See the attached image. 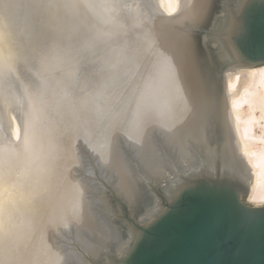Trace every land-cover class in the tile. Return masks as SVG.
Here are the masks:
<instances>
[{"label": "bare ground", "instance_id": "obj_1", "mask_svg": "<svg viewBox=\"0 0 264 264\" xmlns=\"http://www.w3.org/2000/svg\"><path fill=\"white\" fill-rule=\"evenodd\" d=\"M47 1V12L60 20L62 10L73 15L64 29L63 49L53 52L56 57L68 54L75 67L86 69L103 50L82 53L78 40L86 49L111 48L117 41L115 60L120 59L119 42L126 43L130 119L98 120L101 135L129 140L131 157L111 148L97 153L105 179L129 204L138 206L142 198L140 180L166 194L177 183L170 202L179 184L211 171L247 181L248 203L264 206V65L225 70L221 91L213 92L193 38L210 0ZM35 2L0 0V264H92L78 244L95 259L108 247L120 258L130 243L110 217L103 184L93 181L87 189L76 178V155L65 141L72 135L71 123L53 119L39 98L48 76L36 88H26L16 77L23 28L17 36L21 16L15 11ZM52 59L47 58L56 68L65 66ZM87 195L100 220L89 212ZM155 208L149 206L142 217L160 215L163 206Z\"/></svg>", "mask_w": 264, "mask_h": 264}, {"label": "water", "instance_id": "obj_2", "mask_svg": "<svg viewBox=\"0 0 264 264\" xmlns=\"http://www.w3.org/2000/svg\"><path fill=\"white\" fill-rule=\"evenodd\" d=\"M215 5L216 0L209 1L206 19L193 34L199 58L208 65V61L200 55L199 40L196 37L198 29L207 27L212 32L213 41L228 59L224 70L234 73L263 66L264 0H223L218 5L219 13L223 14L217 15L211 22L216 13ZM160 13L167 17L174 16L164 10ZM210 69L213 76L217 77ZM60 119H74V116L68 110H62ZM121 119L128 120L130 116L126 114ZM97 128V133H100L102 126ZM87 129L76 126L69 132L72 133L71 137L65 139L71 143L76 155L73 164L75 176L87 189L93 179L97 183L101 182L117 205H111L110 217L122 230V238L134 234L129 249L124 250L122 257L119 258L115 248L108 247L104 255L111 263L264 264V206L255 207L244 201L250 193L247 181L218 172L195 173L178 185L180 187L170 202L163 189L155 190L154 195L160 198L157 203L163 206V211L153 218H143L148 207L156 203L148 200L150 192L145 181H139L142 198L138 206H132L105 179L98 153L91 155L85 142L79 139ZM106 138L98 135L95 139L98 151L111 148L122 157H131V143L127 138L109 137L108 140H114L111 147L105 144L102 147L101 140ZM90 173L94 175L90 176ZM87 196L89 201L92 199L89 212H92L94 219L100 220L102 215L96 212L93 198ZM123 214L126 215L128 227L123 224ZM124 229H129L130 234L126 235ZM60 230H63L62 227ZM71 230L75 231V228L70 226ZM78 247L92 264H105V258L90 257L81 245L78 244Z\"/></svg>", "mask_w": 264, "mask_h": 264}, {"label": "rangeland", "instance_id": "obj_3", "mask_svg": "<svg viewBox=\"0 0 264 264\" xmlns=\"http://www.w3.org/2000/svg\"><path fill=\"white\" fill-rule=\"evenodd\" d=\"M222 1L216 0V13L213 15L211 22L217 15L223 14L218 11V5H221ZM148 2L147 5L153 7ZM50 4L47 0H37V2L30 6L23 7L20 11H15L16 14L19 13V16H21V18L18 17L20 21L17 23V36L21 33L20 28H23V34L18 36L19 40H17L18 44L16 46L19 58V68L17 69L16 77L21 83L26 85V88H36L39 82L41 80L44 81V78L48 76L46 85L44 86L45 90L42 91L43 94L39 95V98L46 105L47 112L53 119H60L62 110H68L69 113H73L74 119L64 120L70 122L71 124L69 125L72 128L76 126L88 128L87 132L85 131L84 134L80 135L79 139L85 142L88 151L91 152V155L95 156L94 152H98L95 139H97L98 135L105 138L108 136L107 134L101 135L103 133L102 130L100 133H97V127L101 124L99 120L120 119L126 114L130 116L128 111H130L131 106V98L129 97L131 87L129 85L132 79L128 74L129 65L124 61V58L127 59L124 56L126 43L119 42L120 59L115 60V57H117V41L113 42L111 48L104 49L101 47L103 45H94L93 49H86L83 42L78 40L77 48L82 53H89L93 50L99 51V49L103 50L101 56L94 59L95 61L89 64L86 69H81L78 66L75 67L69 59L68 54L63 57L59 55V61L53 60L52 57L58 58L53 52L58 48L63 49L62 44L64 43L62 38L64 29L73 15L70 16L68 11L62 10V18L60 20V17L47 12L46 8ZM121 11L123 13L122 6ZM211 34L212 32L205 27L197 30L196 37L199 40L200 55L204 60L208 61V65L206 63L203 64L209 84L213 92L218 94L221 91L220 78L225 74L224 68L228 64V59L217 46L216 42L213 41V37H211L213 35ZM109 52L111 55L109 58H106L104 55H107ZM47 58L52 59L53 63L61 61L65 66L58 69L55 65L50 64ZM209 66L217 77L213 76ZM58 72L64 75L59 77L57 76ZM85 120L86 122H84ZM103 141H105V145H108V142L110 143L108 139H103ZM92 174L90 173V176ZM176 186L177 183L172 185L171 191L167 192L168 197L176 189ZM149 191L151 193L148 200L156 202L154 205H150V208L156 207L155 209H157V207L161 206L160 203H157L160 202V198L154 195L155 193L150 188L148 189ZM104 194L110 206H117L108 191L104 190ZM248 196H245L244 201L250 205L248 203ZM123 220V224L128 227L129 223L126 220L125 214H123ZM124 232L126 235L130 234L129 229H124ZM132 235L133 233L130 234V237L123 239V241L130 243L133 238ZM125 247L127 248V246ZM101 252L100 258H105V263L107 262V258L104 254L106 253L103 250ZM108 264L113 263L109 262Z\"/></svg>", "mask_w": 264, "mask_h": 264}]
</instances>
